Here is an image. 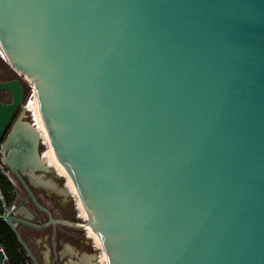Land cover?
Returning <instances> with one entry per match:
<instances>
[{
    "label": "water",
    "instance_id": "water-1",
    "mask_svg": "<svg viewBox=\"0 0 264 264\" xmlns=\"http://www.w3.org/2000/svg\"><path fill=\"white\" fill-rule=\"evenodd\" d=\"M0 45L107 264H264V0H0ZM2 91L3 162L47 210L25 87Z\"/></svg>",
    "mask_w": 264,
    "mask_h": 264
},
{
    "label": "flooded vegetation",
    "instance_id": "flooded-vegetation-1",
    "mask_svg": "<svg viewBox=\"0 0 264 264\" xmlns=\"http://www.w3.org/2000/svg\"><path fill=\"white\" fill-rule=\"evenodd\" d=\"M20 113L21 110L16 119ZM10 173L17 187L18 198L11 208L0 215V220L10 225L35 264H91L88 256L78 247L77 240L81 243L85 241L65 230V227L72 223L65 215L57 212L60 208L56 205V197L64 192L56 171L51 168L49 171L23 172L24 179L47 210L39 207L17 176L11 170ZM8 214L15 218L7 219ZM6 241L4 235H0V248L6 255L4 263L8 264L9 258L4 248Z\"/></svg>",
    "mask_w": 264,
    "mask_h": 264
},
{
    "label": "rangeland",
    "instance_id": "rangeland-1",
    "mask_svg": "<svg viewBox=\"0 0 264 264\" xmlns=\"http://www.w3.org/2000/svg\"><path fill=\"white\" fill-rule=\"evenodd\" d=\"M0 54L3 57V51L0 45ZM4 58V57H3ZM20 79L24 81L29 87L28 93L25 95L24 105H27L31 99H33L35 89L34 85L24 76L20 75ZM19 79V78H18ZM7 98L10 97L9 93H6ZM28 120L33 123V114L31 111H27ZM43 145L42 153L47 149L48 146ZM52 168L56 171V174L59 175L60 185L62 187L63 195L56 197V205L59 206L58 214L65 215V218L72 223V225H67L65 230L70 234L76 235L77 237H81L85 242L81 243L80 240H77L78 247L81 252L88 256L91 264H104L100 261V256L103 253V250L97 244L96 239L93 237L91 233H89L88 229L84 227L85 224L88 223V220L84 217L82 210L78 206V196L75 194L70 187L67 185V177L61 174L54 166ZM67 237H71L70 235H66ZM80 254V252L78 253Z\"/></svg>",
    "mask_w": 264,
    "mask_h": 264
},
{
    "label": "trees",
    "instance_id": "trees-1",
    "mask_svg": "<svg viewBox=\"0 0 264 264\" xmlns=\"http://www.w3.org/2000/svg\"><path fill=\"white\" fill-rule=\"evenodd\" d=\"M12 78L20 79V76L0 54V79L9 80ZM22 84L27 94L30 87L24 81H22ZM6 93L9 92L2 91L0 94L4 101H9L11 96L7 98ZM11 175L9 167L3 162L0 150V215L11 208L18 198L17 187ZM14 233L7 222L0 220V235H4L7 240L4 242V248L9 258L8 264H35L27 249Z\"/></svg>",
    "mask_w": 264,
    "mask_h": 264
},
{
    "label": "bare ground",
    "instance_id": "bare-ground-1",
    "mask_svg": "<svg viewBox=\"0 0 264 264\" xmlns=\"http://www.w3.org/2000/svg\"><path fill=\"white\" fill-rule=\"evenodd\" d=\"M24 76L34 85V81L31 78H29L26 75H24ZM34 89H35V86H34ZM36 96H37V94L35 91L33 99H31L29 101V103L27 104V108L33 114V124L41 135L42 144L48 146L47 149L43 152V159L46 163L50 164L51 166H54L61 174H63L64 176L67 177V185L70 187V189L75 194H77V190H76L71 178L69 177L67 170L65 169L63 164H61V162L57 159V156H56L55 151L53 149V146L51 144L50 138L48 137L49 134L47 132V129L45 127V123H44L42 115H41L38 97H36ZM77 196H78V194H77ZM77 204H78L79 208L82 210L84 217L88 220V223L85 224L84 227L86 229H88L89 233H91L93 235V237L97 241V244H99V247L102 249L100 237L95 232L93 226L89 225L91 223V218H90L88 212L85 210V208L81 204V200H80L79 196H78V203ZM100 261H102L104 264H107V260L104 256V253L101 254Z\"/></svg>",
    "mask_w": 264,
    "mask_h": 264
}]
</instances>
